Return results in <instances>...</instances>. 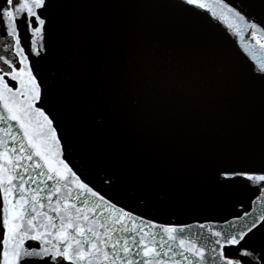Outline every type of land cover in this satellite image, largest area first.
<instances>
[{
	"label": "water",
	"instance_id": "1",
	"mask_svg": "<svg viewBox=\"0 0 264 264\" xmlns=\"http://www.w3.org/2000/svg\"><path fill=\"white\" fill-rule=\"evenodd\" d=\"M0 264H264V0H0Z\"/></svg>",
	"mask_w": 264,
	"mask_h": 264
}]
</instances>
